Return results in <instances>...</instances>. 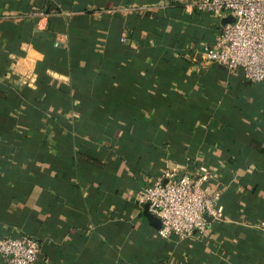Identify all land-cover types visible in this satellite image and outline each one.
I'll use <instances>...</instances> for the list:
<instances>
[{"label":"crops","instance_id":"0c3cea01","mask_svg":"<svg viewBox=\"0 0 264 264\" xmlns=\"http://www.w3.org/2000/svg\"><path fill=\"white\" fill-rule=\"evenodd\" d=\"M197 1L0 0V232L35 264H264V82L205 59ZM203 168L223 217L161 237L139 191Z\"/></svg>","mask_w":264,"mask_h":264},{"label":"built area","instance_id":"2783aa9c","mask_svg":"<svg viewBox=\"0 0 264 264\" xmlns=\"http://www.w3.org/2000/svg\"><path fill=\"white\" fill-rule=\"evenodd\" d=\"M192 5L202 12L218 13L221 23L217 41L203 47L205 59L229 69L241 68L252 82H264V0H198ZM214 179L215 172L209 168L195 175L168 170L139 191L138 201L148 204L160 218L158 233L163 238L184 241L196 234L207 235L210 218L223 217L222 190L209 189ZM39 253L40 243L34 236L0 232V254L8 264H35Z\"/></svg>","mask_w":264,"mask_h":264},{"label":"water","instance_id":"95a60500","mask_svg":"<svg viewBox=\"0 0 264 264\" xmlns=\"http://www.w3.org/2000/svg\"><path fill=\"white\" fill-rule=\"evenodd\" d=\"M145 214L147 215V217L152 221V223L157 226L160 227L161 226V220L158 216H156L155 214H153L150 210H149V205L145 204Z\"/></svg>","mask_w":264,"mask_h":264},{"label":"trees","instance_id":"16d2710c","mask_svg":"<svg viewBox=\"0 0 264 264\" xmlns=\"http://www.w3.org/2000/svg\"><path fill=\"white\" fill-rule=\"evenodd\" d=\"M139 89H140V88H139ZM165 103H166V102H165ZM165 103H164V104H165ZM170 103H171V102H170ZM221 201H222V199H221Z\"/></svg>","mask_w":264,"mask_h":264}]
</instances>
